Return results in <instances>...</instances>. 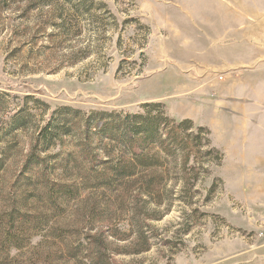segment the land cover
Segmentation results:
<instances>
[{
  "label": "rangeland",
  "instance_id": "1",
  "mask_svg": "<svg viewBox=\"0 0 264 264\" xmlns=\"http://www.w3.org/2000/svg\"><path fill=\"white\" fill-rule=\"evenodd\" d=\"M245 2L0 0V264H264V194H234L208 146L185 166L159 152L153 174L109 182L78 147L94 112H166L155 98L180 75L188 40ZM56 123L71 133L48 147ZM35 154L48 166L31 171ZM149 179L157 189L145 193ZM50 182L76 195L53 198ZM14 206L39 217L22 249L3 243Z\"/></svg>",
  "mask_w": 264,
  "mask_h": 264
},
{
  "label": "crops",
  "instance_id": "2",
  "mask_svg": "<svg viewBox=\"0 0 264 264\" xmlns=\"http://www.w3.org/2000/svg\"><path fill=\"white\" fill-rule=\"evenodd\" d=\"M213 14L211 29L188 40L180 75L155 99L164 98L170 117L209 130L234 194H264V0Z\"/></svg>",
  "mask_w": 264,
  "mask_h": 264
},
{
  "label": "trees",
  "instance_id": "3",
  "mask_svg": "<svg viewBox=\"0 0 264 264\" xmlns=\"http://www.w3.org/2000/svg\"><path fill=\"white\" fill-rule=\"evenodd\" d=\"M144 113L118 112H94L85 120L83 126V137L78 145L80 151L89 159L91 169L97 165H102L105 173L98 177V180L120 181L130 180L137 176L140 171L153 174L157 164L161 162L158 153H163L166 158L180 161L185 166L193 157L197 161L199 154H203L204 146H208L205 151L207 155H215V163L220 165L223 161V154L212 146L209 138V130L197 126L198 134L191 131L194 123L189 119L176 120L170 117L167 111H162L163 105L160 103H147L144 105ZM65 111L72 112L76 116L79 111L65 108ZM43 140L49 147L56 140H61L63 135L71 133V128L65 125L49 124L44 128ZM200 132L208 134V138L201 137ZM97 145V146H96ZM102 146L105 158L100 157L96 149ZM157 151V152H155ZM120 152V156H115ZM47 157L39 154L30 155L27 158V166L30 170L37 166L43 169L48 166ZM40 165V166H39ZM38 171V170H37ZM47 179V178H46ZM49 181H51L48 178ZM49 194L53 198L76 195L77 189L60 182H50ZM142 188L145 193H151L156 188L152 179L145 180ZM39 217L33 216L27 211H22L17 206L5 216L4 220V241L8 247L13 246L22 249L25 244L26 235L30 229L38 225Z\"/></svg>",
  "mask_w": 264,
  "mask_h": 264
}]
</instances>
